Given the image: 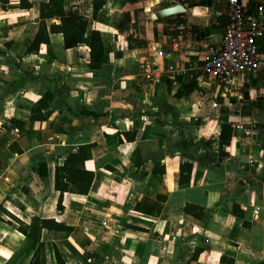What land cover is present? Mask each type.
<instances>
[{
	"label": "crops",
	"instance_id": "crops-1",
	"mask_svg": "<svg viewBox=\"0 0 264 264\" xmlns=\"http://www.w3.org/2000/svg\"><path fill=\"white\" fill-rule=\"evenodd\" d=\"M28 1L0 0V264L30 263L36 243L18 223L33 216L73 229L40 231L44 264L54 247L66 264H264V35L259 70L225 94L201 61L221 41L227 0H105L95 15L92 0H63L100 32L108 61L96 69L60 33L26 52L47 0ZM241 2L264 19V0ZM175 4L185 10L157 15ZM79 147L93 179L58 212L54 168Z\"/></svg>",
	"mask_w": 264,
	"mask_h": 264
},
{
	"label": "trees",
	"instance_id": "trees-1",
	"mask_svg": "<svg viewBox=\"0 0 264 264\" xmlns=\"http://www.w3.org/2000/svg\"><path fill=\"white\" fill-rule=\"evenodd\" d=\"M104 2L105 0H92L93 15L97 13ZM19 5L21 8H28L31 6V3L28 0H20ZM53 19H56L58 22L55 23ZM37 24L36 32L26 48V52L37 53L42 44L49 43V33H60L65 48L68 49L77 46H84L87 48L89 56L87 65L89 68L96 69L101 64L108 61L100 32L95 28L87 29V19L84 16L76 12L65 14L63 10V0H47V2H40ZM50 95V93L46 92L38 101L37 107L44 106ZM134 136L135 131H131V139L134 138ZM86 161V148L79 147L75 153H69L61 164L55 166L54 190L57 192L55 208L58 212L63 209L62 200L64 193L85 195L88 192L93 179V171L86 166ZM37 167L40 175L45 176V165L39 163ZM190 171V163L183 162L180 164L179 184H184L189 181ZM22 189L25 191L24 188ZM134 207L137 210H144L138 204ZM183 211L198 219L206 216V212L203 208L192 204H186L183 207ZM232 213L235 215H242L243 211L236 204H233ZM42 229L49 231L73 230L71 226H67L54 218L33 216L29 224L19 222L18 230L25 236L24 244L29 246L32 243H36V248L29 264H44V243L40 241V231ZM22 250L21 247L17 252L21 253ZM196 253V251L193 253V257ZM87 254L90 258L97 257L96 254L91 252ZM54 258L56 264H66L64 258L55 247ZM220 260L223 264H233V259L231 258L222 256ZM83 264H89V262L83 260Z\"/></svg>",
	"mask_w": 264,
	"mask_h": 264
},
{
	"label": "built area",
	"instance_id": "built-area-1",
	"mask_svg": "<svg viewBox=\"0 0 264 264\" xmlns=\"http://www.w3.org/2000/svg\"><path fill=\"white\" fill-rule=\"evenodd\" d=\"M225 15L227 23L221 41L207 46L201 71L228 94L244 89L243 74L259 70L258 45L264 35V19L261 8H245L241 0H227Z\"/></svg>",
	"mask_w": 264,
	"mask_h": 264
},
{
	"label": "water",
	"instance_id": "water-1",
	"mask_svg": "<svg viewBox=\"0 0 264 264\" xmlns=\"http://www.w3.org/2000/svg\"><path fill=\"white\" fill-rule=\"evenodd\" d=\"M185 8L181 4H175L169 7L159 9L157 15L160 17H169L178 13H181ZM227 23V18L225 19V24Z\"/></svg>",
	"mask_w": 264,
	"mask_h": 264
}]
</instances>
